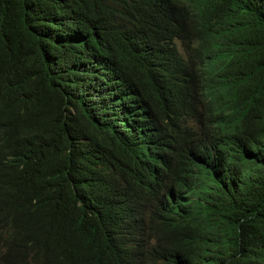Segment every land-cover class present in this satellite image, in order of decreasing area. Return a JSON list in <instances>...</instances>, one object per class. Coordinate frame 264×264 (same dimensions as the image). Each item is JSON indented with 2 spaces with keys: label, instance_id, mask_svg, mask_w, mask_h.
Instances as JSON below:
<instances>
[{
  "label": "trees",
  "instance_id": "1",
  "mask_svg": "<svg viewBox=\"0 0 264 264\" xmlns=\"http://www.w3.org/2000/svg\"><path fill=\"white\" fill-rule=\"evenodd\" d=\"M0 264H264V0H0Z\"/></svg>",
  "mask_w": 264,
  "mask_h": 264
},
{
  "label": "bare ground",
  "instance_id": "2",
  "mask_svg": "<svg viewBox=\"0 0 264 264\" xmlns=\"http://www.w3.org/2000/svg\"><path fill=\"white\" fill-rule=\"evenodd\" d=\"M198 148V147H197Z\"/></svg>",
  "mask_w": 264,
  "mask_h": 264
}]
</instances>
